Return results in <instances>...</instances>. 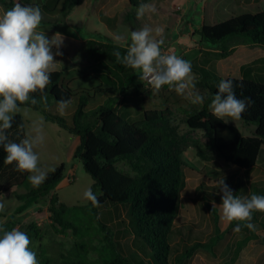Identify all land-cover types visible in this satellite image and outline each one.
Returning <instances> with one entry per match:
<instances>
[{"label": "rangeland", "instance_id": "374dc122", "mask_svg": "<svg viewBox=\"0 0 264 264\" xmlns=\"http://www.w3.org/2000/svg\"><path fill=\"white\" fill-rule=\"evenodd\" d=\"M38 3L39 6L44 3L48 8H52L54 0H40ZM145 4L155 5L156 12H147L140 18L137 17V11L127 5L125 0H85L81 6L75 7L65 16L60 13L51 15L41 9L42 21L38 30L44 31L49 39L57 33L64 38L59 48L62 55H55L57 49H52L56 61L55 70L62 71L71 78L78 77L81 82L95 81L100 68L97 60L92 57L90 48L103 49L98 41H110L128 47L131 43V31H138L147 26L153 30L162 28L161 35L157 36L153 31L157 40H163L161 48L164 47L170 54L191 63L195 77L194 91L205 98L209 95L203 84L207 79L198 72L200 67L222 78H246L264 84V47L234 40L227 44L228 48L233 50L232 54L225 59L216 60L207 53L199 35L196 34L202 24L213 25L242 13L255 14L264 11V0H191V32L171 30L173 22L181 16L183 7L173 5L169 0H153ZM6 10L8 9L0 3V13ZM116 37L121 39L117 40ZM137 72L138 70H135L134 85L128 87L124 93L115 91L95 95L85 111L94 110L108 98H113L116 101L115 110L131 121L138 120L145 110H172L170 124L186 139L182 157L187 167L184 170L185 187L181 191L180 209L175 219L177 231L171 235L170 262L174 264L175 257L188 246L187 244H207L215 240L209 249L201 246L194 251L191 264H228L233 256L235 244L248 236L250 231L264 235V230L260 228V225L264 224V212H253V230L238 221H235L233 228H228L229 224L221 220L219 203H222L223 194L219 190L218 181L225 177V183L237 196L263 195L264 146L260 150L256 167L251 170L243 171L225 163L210 148L207 131L190 130L186 126V117L200 110L203 103H191L168 85L154 90L140 80ZM139 85H143V88H139ZM19 108L20 111L16 114L21 115L23 119L25 137L35 134L34 125L42 127L44 142L34 149L40 158L39 167L49 173L50 169L63 164L65 171L62 180L44 194L24 198L23 196L35 187L28 178L20 185L2 193L0 203L4 207L0 210V226L5 230L17 228L26 232L30 224H35L39 229V237L30 240V248L36 253L38 264H70L79 260L80 250L76 246L78 243L86 248L88 264H101L99 251L104 244V232L94 222L89 221L88 216L83 215L76 221V235L73 229H68L64 234L55 232L49 220L48 201L52 195H56L60 202L69 207L85 206L89 201L84 198V192L91 188L93 181L83 169L81 161L73 157L79 145V137L69 133L56 122L46 121L39 111L22 106ZM76 108V101H72L63 115L58 112L57 103L50 104L45 111L50 115L62 117L70 126ZM225 119L230 120L228 117ZM227 123L235 126L244 136H253L256 129L255 123L242 119L230 120ZM195 144L199 145L202 154L210 158L209 160H203L197 155ZM10 173L11 171L7 170L0 179V189L5 188L11 181ZM200 185L208 188L210 192L199 190ZM208 194H213L219 199L214 202L216 215L209 210V206L213 208V202L209 201L211 199L206 196ZM215 217L219 232L215 231ZM99 221L113 235L114 240L119 242L127 257H146L147 250H140V242L133 236L134 222L129 220L126 206L105 204L99 209ZM237 223H241L240 232L233 231ZM221 230L226 231L222 233ZM247 246L245 254L258 250L261 256L257 264H264V241H250ZM245 258L244 256L237 264H243Z\"/></svg>", "mask_w": 264, "mask_h": 264}, {"label": "trees", "instance_id": "16d2710c", "mask_svg": "<svg viewBox=\"0 0 264 264\" xmlns=\"http://www.w3.org/2000/svg\"><path fill=\"white\" fill-rule=\"evenodd\" d=\"M148 1L150 0H125V3L137 11L141 3ZM84 2L85 0H54L52 8H48L44 3L40 8L51 15L60 13L65 16ZM0 3L7 9L16 3L22 6H39L38 0H0ZM196 34L199 35L207 53L216 60L225 59L232 54L233 50L229 49L227 44L234 40L264 47V11L255 14L242 13L213 25L202 24ZM98 42H101L99 44L103 49L90 48L91 55L97 60L100 68L95 81L81 82L78 77L71 78L62 71L54 70L50 74L51 82L46 88L31 93L30 100L19 105L41 112L46 121L56 122L69 133L79 137V145L73 157L81 161L83 169L91 177V190L99 200V207H94L91 201L85 206L69 207L60 202L56 195H52L48 201L50 225L57 233L64 234L68 229H73L76 235V221L83 215L88 216L89 221L94 222L104 232V244L99 251L101 264H172L171 235L177 231L175 219L180 209L181 191L185 187L184 170L187 165L182 154L186 139L170 124L173 113L169 108L145 110L138 120L131 121L119 114L114 107L116 101L108 98L94 110L85 111L95 95L115 91L124 93L128 87L134 85L135 70L125 66L114 55L119 51L122 58L127 47L110 41ZM198 72L207 79L203 84L209 95L200 110L186 117V126L190 130L207 131L210 148L225 163L243 171L255 168L260 150L264 146V84L246 78H222L204 67L198 68ZM210 78L212 81L209 82ZM221 80H232L236 85L234 91L238 99L251 98L253 103L247 107L241 119L256 124L253 136L242 135L235 126L212 115L209 104L217 93ZM138 87L143 88V85ZM32 99L36 102L32 103ZM69 99L77 104L70 126L62 117L50 115L45 111L50 104ZM23 127L21 115L15 114L12 128L7 130L8 139L19 143L25 138ZM194 147L200 158L210 159L202 154L198 144ZM6 155L0 145V179L7 170L11 171V181L5 188L0 189V195L26 181L30 175L18 171L15 162L5 164ZM54 169L55 171L48 173L43 183L32 188L23 197L32 198L44 194L61 181L65 171L64 165L60 164ZM198 189L210 192L203 185ZM206 196L211 199L209 201H219L213 194ZM105 204L128 208V218L134 222L133 236L140 242V250H147L146 257H127L119 242L114 240L113 235L100 223L99 209ZM209 210L216 215L214 208L209 206ZM234 226L235 221L230 223L228 228ZM260 228L264 230V224H261ZM215 231H220L216 217ZM25 233L30 240L39 237V229L35 224H30ZM257 239L264 241L256 232L250 231L248 236L235 244L234 256H237L249 241ZM214 242H195L186 246L175 257L174 264H187L194 251L201 246L209 249ZM76 246L80 250L79 260L70 264H88L85 246L81 243Z\"/></svg>", "mask_w": 264, "mask_h": 264}, {"label": "clouds", "instance_id": "9594fccd", "mask_svg": "<svg viewBox=\"0 0 264 264\" xmlns=\"http://www.w3.org/2000/svg\"><path fill=\"white\" fill-rule=\"evenodd\" d=\"M156 12L153 4L141 3L137 8V17L145 13ZM42 21L40 6H22L16 3L12 8L0 13V145L6 152L5 164L15 162L20 172L30 173L28 180L33 186L43 183L48 172L39 167V155L35 148L43 144L42 127L34 125V135H27L19 143L8 139L7 130L12 128L15 114L20 111L19 105L30 100V94L37 90L43 91L51 82V73L55 70V55H62L59 48L63 44L61 34L49 39L44 31H39ZM161 35L162 28L151 29L147 26L140 30H132L131 43L126 54L121 58L119 51L114 55L125 66L138 70L141 81L154 90L168 85L171 89L193 104H201L205 97L195 89V77L191 63L175 54L161 51L163 40L153 36ZM117 40L121 39L116 37ZM232 80H221L217 93L209 104L211 113L216 119L228 121L239 120L247 107L253 103L250 97L238 99ZM32 99V103H35ZM71 104V100L57 102V110L63 115ZM225 117L230 118L226 120ZM55 171V169H50ZM222 192L221 220L225 223L243 222L249 230L254 229L251 223L253 212H264V195L251 194L237 196L225 183V177L218 181ZM84 198L99 207V200L91 188L84 192ZM0 203V210H3ZM216 205L213 202V208ZM234 232L241 231V223H237ZM29 236L17 228L5 230L0 226V264H38L36 253L30 248Z\"/></svg>", "mask_w": 264, "mask_h": 264}, {"label": "crops", "instance_id": "0c3cea01", "mask_svg": "<svg viewBox=\"0 0 264 264\" xmlns=\"http://www.w3.org/2000/svg\"><path fill=\"white\" fill-rule=\"evenodd\" d=\"M151 1H153V0H150V2ZM161 1L164 2L166 0H161ZM169 1L173 2V5H176L178 7H183V12H182L181 16H179V18L173 22V28L171 30L174 32H181L182 30H186V31L191 32V0H169ZM177 227L179 228V226H177ZM256 234H258V233H256ZM258 235L264 239V235H262V234H258ZM251 241H260V240L257 239V240H251ZM192 244H193V242L190 244H187V245L190 246ZM247 245H248V243L242 248V250L239 252V254L237 256H234V249H233V256L229 260L228 264H237V262L239 260H241L244 256L246 258H245V261L243 264H257L259 257L261 256L260 252L258 250H255V251L251 250V252L246 255L245 253L247 251H245V250H246V248H248ZM261 253L263 254V251ZM187 264H191V258L188 260Z\"/></svg>", "mask_w": 264, "mask_h": 264}, {"label": "built area", "instance_id": "2783aa9c", "mask_svg": "<svg viewBox=\"0 0 264 264\" xmlns=\"http://www.w3.org/2000/svg\"><path fill=\"white\" fill-rule=\"evenodd\" d=\"M162 53L170 54L164 47L161 48ZM146 85H149L147 81H143ZM150 86V85H149Z\"/></svg>", "mask_w": 264, "mask_h": 264}, {"label": "water", "instance_id": "95a60500", "mask_svg": "<svg viewBox=\"0 0 264 264\" xmlns=\"http://www.w3.org/2000/svg\"><path fill=\"white\" fill-rule=\"evenodd\" d=\"M38 2H40V0H38Z\"/></svg>", "mask_w": 264, "mask_h": 264}]
</instances>
